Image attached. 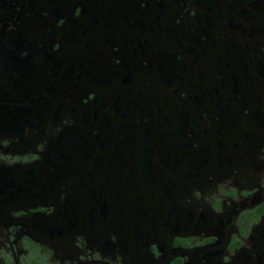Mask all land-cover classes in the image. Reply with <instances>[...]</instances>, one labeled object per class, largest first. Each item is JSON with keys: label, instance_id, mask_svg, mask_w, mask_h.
Wrapping results in <instances>:
<instances>
[{"label": "flooded vegetation", "instance_id": "1", "mask_svg": "<svg viewBox=\"0 0 264 264\" xmlns=\"http://www.w3.org/2000/svg\"><path fill=\"white\" fill-rule=\"evenodd\" d=\"M0 264H264V0H0Z\"/></svg>", "mask_w": 264, "mask_h": 264}, {"label": "rangeland", "instance_id": "2", "mask_svg": "<svg viewBox=\"0 0 264 264\" xmlns=\"http://www.w3.org/2000/svg\"><path fill=\"white\" fill-rule=\"evenodd\" d=\"M84 49L86 50L87 48H84ZM87 50H88V49H87ZM82 53H84V52H82ZM101 59H102V58L95 57L94 60H96V63H92V66L89 65V67L87 68V70H90V71H92V72H94V73H97L96 70H97V69H100L101 66H103V62H102Z\"/></svg>", "mask_w": 264, "mask_h": 264}]
</instances>
